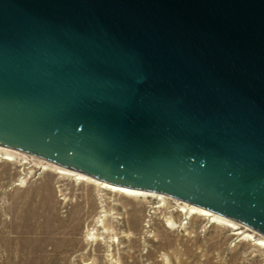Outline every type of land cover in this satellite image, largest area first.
Returning a JSON list of instances; mask_svg holds the SVG:
<instances>
[{
	"label": "water",
	"instance_id": "water-1",
	"mask_svg": "<svg viewBox=\"0 0 264 264\" xmlns=\"http://www.w3.org/2000/svg\"><path fill=\"white\" fill-rule=\"evenodd\" d=\"M0 144L264 235V0H0Z\"/></svg>",
	"mask_w": 264,
	"mask_h": 264
},
{
	"label": "rangeland",
	"instance_id": "rangeland-1",
	"mask_svg": "<svg viewBox=\"0 0 264 264\" xmlns=\"http://www.w3.org/2000/svg\"><path fill=\"white\" fill-rule=\"evenodd\" d=\"M99 181L0 144V264H264V235L250 226L212 210L191 214L197 205L162 192L125 195Z\"/></svg>",
	"mask_w": 264,
	"mask_h": 264
},
{
	"label": "bare ground",
	"instance_id": "bare-ground-1",
	"mask_svg": "<svg viewBox=\"0 0 264 264\" xmlns=\"http://www.w3.org/2000/svg\"><path fill=\"white\" fill-rule=\"evenodd\" d=\"M60 172L62 173H66V172H69L67 170H59ZM78 179H86V176L82 175L81 173H78V176H77ZM100 185L102 188H106V189H109L111 191H116L117 193H120V194H125V195H139V194H145L147 193L146 191H149V190H144V189H138V188H131V187H127V186H123V185H118V184H114V183H110V182H106V181H99ZM164 200V199H163ZM162 204H166V201H162ZM196 205V204H195ZM171 205L169 204H166V208H170ZM174 208V207H173ZM180 208V207H179ZM181 211H184L185 208H180ZM188 212H190L191 214H194V213H200L202 215H206V214H211V211L208 210V209H205V208H202V207H198L197 206H190ZM214 212V211H213ZM218 215H214V218H217ZM229 218V217H228ZM219 219V218H218ZM231 219V218H230ZM234 220V219H233ZM238 222V221H237ZM240 223V222H239ZM242 224V223H241ZM255 230V229H254ZM93 233V232H92ZM91 234V233H90ZM247 235L250 236L249 233H247ZM257 243L258 244H261L263 243L264 244V239H260V240H257Z\"/></svg>",
	"mask_w": 264,
	"mask_h": 264
}]
</instances>
